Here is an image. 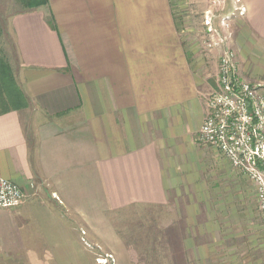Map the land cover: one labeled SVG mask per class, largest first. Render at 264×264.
Returning <instances> with one entry per match:
<instances>
[{
	"label": "crops",
	"instance_id": "1",
	"mask_svg": "<svg viewBox=\"0 0 264 264\" xmlns=\"http://www.w3.org/2000/svg\"><path fill=\"white\" fill-rule=\"evenodd\" d=\"M18 1L6 21L15 68L12 97L0 88V104H11L0 105V176L24 199L10 214L0 209V250L18 248L12 217L23 212L55 264H94L80 225L127 264L108 215L182 198V248L190 264H207L212 202L226 204L237 189L234 175L203 177L207 167L232 166L197 147L213 54L186 43L168 0ZM240 4L245 12L226 43L240 78L264 91V0ZM0 75L11 80L2 57ZM213 182L224 193L213 195Z\"/></svg>",
	"mask_w": 264,
	"mask_h": 264
},
{
	"label": "rangeland",
	"instance_id": "2",
	"mask_svg": "<svg viewBox=\"0 0 264 264\" xmlns=\"http://www.w3.org/2000/svg\"><path fill=\"white\" fill-rule=\"evenodd\" d=\"M168 2L172 7L176 23L180 24V34L185 38L186 43L195 42L198 53L213 54L211 63L208 64L210 74L207 76L206 90L203 91L207 103L210 93L216 88L220 56L226 49L232 51L230 45L226 43L228 41L226 37L232 35V31L236 28L237 17L242 16L239 10L244 6L240 4V0L239 2L237 0H168ZM20 5L18 0H0V57L10 65L11 71L9 77L11 80L3 82L0 79V88L4 86L3 91L9 95V99L12 97V92L8 88L14 80L15 62L12 38L6 27V21L9 14L18 10ZM207 19L210 21L211 33L207 32V26L204 24ZM207 43H211V47H207ZM9 104L10 102H2L0 105L9 106ZM196 141L197 147L204 153L217 152L210 146L201 144L197 140V134ZM216 154L221 156L219 153ZM232 168L230 169L232 173L224 168L207 167L203 171V177L216 182L229 180L234 175L233 179L231 178L232 184L237 183L234 184L237 189L228 194L231 197L226 204L216 201V198L212 202L213 210L218 212H215L213 217V230L210 236L213 240L212 250L207 252L209 256L207 264H264V233L261 228L258 202L255 194L254 200L252 188L246 182L244 175L245 179L240 178L243 185L233 182L235 177V180L238 179L235 173L241 176L242 174ZM222 185L213 182L210 187L213 188V195L224 193L225 186ZM231 186L229 182L226 183V187L231 188ZM183 190L190 188L182 186L181 193ZM238 194L241 200L234 199L235 202H230L233 197H238ZM185 205L186 201L180 198L176 203L172 201L168 205L136 204L111 212L108 217L120 239V254L124 261L127 264H190L182 248L183 238L189 235L181 211ZM220 209L231 211L230 214L226 212L225 215ZM11 210L5 211L10 214ZM12 218L18 225L15 239L18 248L14 251L1 249L0 264H55L50 250L41 244L36 233V224L23 212L19 215L13 214ZM79 228L84 239L82 243L93 257L94 264H124L119 258V251L112 252L101 241L93 244V241L84 235L85 228L82 225ZM96 259H99V263Z\"/></svg>",
	"mask_w": 264,
	"mask_h": 264
},
{
	"label": "built area",
	"instance_id": "3",
	"mask_svg": "<svg viewBox=\"0 0 264 264\" xmlns=\"http://www.w3.org/2000/svg\"><path fill=\"white\" fill-rule=\"evenodd\" d=\"M239 11L243 15L244 8ZM204 24L211 33L210 21ZM197 140L219 152L254 185L264 233V91L240 78L229 49L220 56L216 88L207 99ZM23 199L21 188L0 176V209L14 208Z\"/></svg>",
	"mask_w": 264,
	"mask_h": 264
}]
</instances>
